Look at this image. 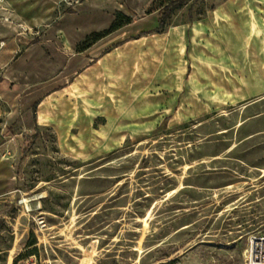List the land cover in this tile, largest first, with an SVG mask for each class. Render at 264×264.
Segmentation results:
<instances>
[{
    "label": "rangeland",
    "instance_id": "obj_1",
    "mask_svg": "<svg viewBox=\"0 0 264 264\" xmlns=\"http://www.w3.org/2000/svg\"><path fill=\"white\" fill-rule=\"evenodd\" d=\"M223 1L176 5L164 35L169 0H0V264H244L264 233V0Z\"/></svg>",
    "mask_w": 264,
    "mask_h": 264
},
{
    "label": "crops",
    "instance_id": "obj_2",
    "mask_svg": "<svg viewBox=\"0 0 264 264\" xmlns=\"http://www.w3.org/2000/svg\"><path fill=\"white\" fill-rule=\"evenodd\" d=\"M233 1H236V0H225V1H223L219 6H217V7H215L213 9V12L217 11L218 8L223 7L228 2H233ZM213 12H211V13H213ZM207 19L208 18H206V20ZM206 20H204V21H206ZM160 34H164L165 35V34H167V31H164V32H162ZM104 39H102V40H104ZM102 40H100V41H102ZM100 41H98L97 43H99ZM88 50H86V51H88ZM86 51H84V52H86ZM113 53H114V51L106 54L102 59H100L98 62H96L92 66L86 67L80 73V75H78L68 87L64 88L61 91L55 92V93L49 95L48 97H46L44 100H42L37 105V109H36L37 125L40 126V127H49V125H52V123H51L52 117L54 115H56V111H57L56 104H55L56 102L55 101L57 99H59V98L60 99L64 98L65 102L67 101V99L71 100V98H67V94H69L72 91L73 85L77 81L81 82V88L83 89V87H84V90L86 89V92H87V88L86 87H88V84L90 83V81L95 80L97 84L98 83H102L101 80L105 76V74L108 73V71L110 72L112 70L114 72V70L116 69V66H118L119 58H116L114 56H112V57H114L112 59L111 58H107L110 55H112ZM246 78H247L246 76H244V77L240 76V78H238L237 84H245V80H243L244 81L243 82V81H241V79H246ZM210 90H211V88H210ZM46 105L49 107V110H50V112L48 114L44 113V108H45ZM68 107H69V110H70L71 107L69 105H68ZM59 110H60V107H59ZM70 113H72V112H70ZM55 132L58 134L59 131L55 130ZM64 133H66V131ZM62 136H64V134ZM113 145H115L114 141H112L111 143L107 144L105 147H112Z\"/></svg>",
    "mask_w": 264,
    "mask_h": 264
},
{
    "label": "trees",
    "instance_id": "obj_3",
    "mask_svg": "<svg viewBox=\"0 0 264 264\" xmlns=\"http://www.w3.org/2000/svg\"><path fill=\"white\" fill-rule=\"evenodd\" d=\"M169 0V4L162 8V15L158 21V27L156 28L157 33H162L163 31V22L164 20L169 16L170 11L176 6V5H183L186 3L187 0H177L172 1ZM131 21L124 17L118 15L110 28L103 34H92L88 37H86L77 47L76 52L77 53H83L84 51L91 48L94 44H96L98 41L106 38L108 35L116 32L117 30L123 28L124 26L130 25Z\"/></svg>",
    "mask_w": 264,
    "mask_h": 264
},
{
    "label": "built area",
    "instance_id": "obj_4",
    "mask_svg": "<svg viewBox=\"0 0 264 264\" xmlns=\"http://www.w3.org/2000/svg\"><path fill=\"white\" fill-rule=\"evenodd\" d=\"M244 264H264V233L248 238L244 250Z\"/></svg>",
    "mask_w": 264,
    "mask_h": 264
}]
</instances>
